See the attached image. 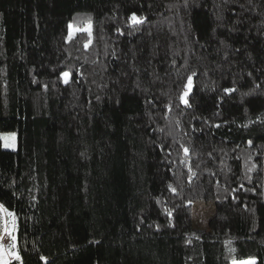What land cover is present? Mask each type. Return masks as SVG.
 <instances>
[{
    "label": "trees",
    "instance_id": "trees-1",
    "mask_svg": "<svg viewBox=\"0 0 264 264\" xmlns=\"http://www.w3.org/2000/svg\"><path fill=\"white\" fill-rule=\"evenodd\" d=\"M0 129L8 264H264V0H0Z\"/></svg>",
    "mask_w": 264,
    "mask_h": 264
},
{
    "label": "rangeland",
    "instance_id": "rangeland-1",
    "mask_svg": "<svg viewBox=\"0 0 264 264\" xmlns=\"http://www.w3.org/2000/svg\"><path fill=\"white\" fill-rule=\"evenodd\" d=\"M69 78V71L61 73V81L65 82ZM0 141L2 147L9 150H16L18 147V136L15 130H1ZM214 214V200L207 194L199 191L196 187L192 198V226L198 229H207L208 223ZM16 222L12 215L7 214L0 207V264H8L15 257V253L9 247L13 242V231H15ZM255 257L249 256L238 258L232 261V264H254Z\"/></svg>",
    "mask_w": 264,
    "mask_h": 264
}]
</instances>
